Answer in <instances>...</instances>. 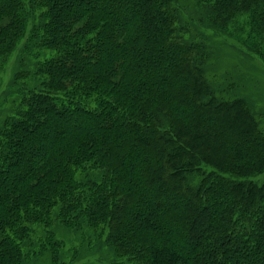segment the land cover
<instances>
[{
  "label": "trees",
  "instance_id": "16d2710c",
  "mask_svg": "<svg viewBox=\"0 0 264 264\" xmlns=\"http://www.w3.org/2000/svg\"><path fill=\"white\" fill-rule=\"evenodd\" d=\"M214 37L264 64V0H0V72L35 67L0 129V264H60L56 224L111 264H264V112L209 74Z\"/></svg>",
  "mask_w": 264,
  "mask_h": 264
},
{
  "label": "rangeland",
  "instance_id": "374dc122",
  "mask_svg": "<svg viewBox=\"0 0 264 264\" xmlns=\"http://www.w3.org/2000/svg\"><path fill=\"white\" fill-rule=\"evenodd\" d=\"M212 48L213 57L209 74L216 75V82L222 85L235 84L233 91L235 90L238 95H243L255 110L264 112V64L257 59L240 54L222 37L212 39ZM22 56H24L23 59ZM34 69L32 58L22 53L21 46L1 69L0 129L5 118L12 115L13 110L18 105L15 101L17 99L16 90L24 83L28 84V82H22L18 78L20 75L29 77L28 75ZM25 77H20V79H27ZM15 78L18 82H15ZM236 85H238L237 88ZM263 178L258 177L255 180L261 181ZM54 231L56 237L64 243V248L60 251V264H111L115 262L110 249L105 246L103 241L95 239L96 235L88 227L75 232L56 224ZM34 233L33 244L42 240L45 235L42 229H37ZM32 250L33 253H40L39 248L31 247L30 251ZM44 252L38 257L28 259L24 264H54L49 258L52 254H49L48 251Z\"/></svg>",
  "mask_w": 264,
  "mask_h": 264
}]
</instances>
